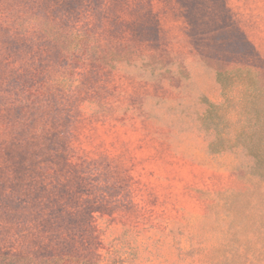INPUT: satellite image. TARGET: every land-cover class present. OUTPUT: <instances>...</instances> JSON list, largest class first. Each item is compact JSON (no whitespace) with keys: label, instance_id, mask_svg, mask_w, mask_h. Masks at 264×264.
<instances>
[{"label":"rangeland","instance_id":"obj_1","mask_svg":"<svg viewBox=\"0 0 264 264\" xmlns=\"http://www.w3.org/2000/svg\"><path fill=\"white\" fill-rule=\"evenodd\" d=\"M150 1L164 53L115 64L70 120L75 156L124 180L122 208L95 215L104 264H264V165L240 146L212 153L230 132L204 118L197 79L230 0Z\"/></svg>","mask_w":264,"mask_h":264},{"label":"trees","instance_id":"obj_2","mask_svg":"<svg viewBox=\"0 0 264 264\" xmlns=\"http://www.w3.org/2000/svg\"><path fill=\"white\" fill-rule=\"evenodd\" d=\"M157 36L150 0H0V264H104L95 215L122 208L124 180L75 156L70 120L115 64L164 53ZM211 146L264 140L218 132ZM253 157L264 165V150Z\"/></svg>","mask_w":264,"mask_h":264},{"label":"crops","instance_id":"obj_3","mask_svg":"<svg viewBox=\"0 0 264 264\" xmlns=\"http://www.w3.org/2000/svg\"><path fill=\"white\" fill-rule=\"evenodd\" d=\"M237 1L228 3V24L216 29L224 38L213 45L212 58L197 56L200 96L215 123L231 125L230 138L264 140V0ZM240 147L258 164L253 155L264 147Z\"/></svg>","mask_w":264,"mask_h":264}]
</instances>
